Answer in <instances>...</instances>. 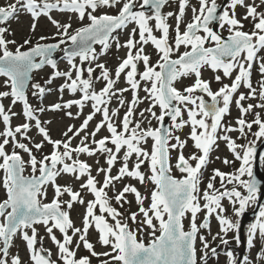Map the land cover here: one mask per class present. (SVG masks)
Here are the masks:
<instances>
[{"label": "snow or ice", "instance_id": "1", "mask_svg": "<svg viewBox=\"0 0 264 264\" xmlns=\"http://www.w3.org/2000/svg\"><path fill=\"white\" fill-rule=\"evenodd\" d=\"M22 14L32 23L18 43L9 25ZM42 18L55 31L33 40ZM113 46L126 53L110 68L102 57ZM262 53L264 0L0 3V264H220L221 248L225 264H264ZM46 66L48 77L35 80ZM206 69L218 89L203 78ZM49 113L80 123L54 138ZM221 144L231 158L215 160L231 170L213 168L205 183ZM64 176L75 183L61 184ZM253 206L258 213L242 239L241 218ZM233 244L249 254L238 256Z\"/></svg>", "mask_w": 264, "mask_h": 264}, {"label": "rangeland", "instance_id": "2", "mask_svg": "<svg viewBox=\"0 0 264 264\" xmlns=\"http://www.w3.org/2000/svg\"><path fill=\"white\" fill-rule=\"evenodd\" d=\"M7 0H0V3H6ZM54 15H57V17L61 20H66L67 19V16L64 15V16H61L59 15L58 13H54ZM87 21H85L86 23ZM32 23V20H31V17L29 15H20L18 17V19H13L11 22H10V32L13 33L14 35H10L8 38L9 39H15L17 40L18 43H22L23 42V39L28 37L30 35V32H29V29H30V25ZM79 26L78 24L74 23L73 24V27H77ZM251 25L250 24H247V28H250ZM55 31V29L52 27V25L44 18H42L40 21H39V26L37 28V31L36 33L32 36V39L35 40L37 39L40 35H47V36H51V34ZM121 41L125 40L127 38V32H122L121 34ZM98 52L100 51V49L97 50ZM146 51H148L149 53H152V59H153V62L157 59V56L155 55V52L154 50H152V48H149V46L146 47ZM58 53H61L58 51ZM126 53V49H120L119 51L113 46L109 52L106 54V56L102 57V61L106 62L107 65L110 67V68H114L120 58L124 57ZM264 54V53H262ZM63 55L61 54V57ZM58 63H59V67L61 68V70H64L66 67H67V62L66 60H63V59H59L58 60ZM141 70L143 68V66L141 65ZM51 68L50 67H45L43 70H40L36 73H34V79L35 80H39L41 82H43L44 79H46L48 77V75L51 73ZM203 78L205 79H212L213 78V73L210 71V70H204L203 72ZM257 78V77H256ZM259 78V77H258ZM4 78L3 77H0V81H2ZM189 79H185L183 80V84L184 85H188L190 84V81ZM62 81H60L59 79L56 80L54 82V87L56 85H59ZM225 83H230V81L225 78L224 80ZM123 85V79L121 80V85ZM213 89L217 88V86H219L220 84L219 83H213ZM97 88L101 87L102 84L101 83H97ZM179 86V85H178ZM243 91V90H241ZM143 95V93H141ZM70 94H66L65 98H68ZM129 97H130V93L128 94ZM57 99L56 95L53 94V95H50V96H47V98L45 99V103H49V102H52V101H55ZM30 101L33 103V104H36L38 101L36 100L35 97H31L30 95ZM8 101L5 100V104H7ZM146 105H141V107H145ZM234 106V105H233ZM20 105L18 104L15 108L16 111H19L20 110ZM73 111H75V109H73ZM88 109H85V113H87ZM157 111H159V109H157ZM123 112V110H122ZM122 114V113H121ZM238 115V112H237V109L234 107H232V113H231V116L230 117H227V119L229 120H232L234 122V118ZM44 118H52L53 119V124L51 125V131H52V135L54 138H59L60 137V133L65 129V127L68 125V124H77L79 125L80 123V120H69L68 118L64 117L63 116V113H60V114H56V115H53L51 113L47 114V116H45ZM83 117H81L82 119ZM99 119V116L97 117V120ZM20 121H17V120H14L13 123L16 124V123H19ZM153 124H155V121H153ZM94 125V122L92 125H90V127H92ZM255 131V128L253 129ZM184 132H187V129L184 130ZM107 133L106 132H102L100 135H106ZM233 135H237V134H233ZM99 138V137H98ZM251 139V138H249ZM78 141H74V143H77ZM240 142H243V141H240ZM111 146V145H109ZM47 151V149H46ZM190 151H192L191 149V141H189V148L186 150L185 152V155H187ZM225 155H228L229 158H231L230 154L228 153L227 149L224 147L223 144H221V147L220 149L217 151V152H214L213 153V163H211L209 166H208V171L205 172V183L207 181V178L208 176L211 174L212 172V169L213 168H219L221 170H225V171H230L231 169L227 168L226 166H224L219 160H215V157L216 156H225ZM83 159H88V162L93 164V167L95 168V164H94V159L95 158H88V157H82ZM104 161H103V158H101V164H103ZM239 165V162L236 163V166L238 167ZM93 174L95 175V171L93 172ZM176 175H179V173H175ZM2 175V174H0ZM100 179H102V176L100 177ZM59 182L61 184H67V183H75L72 178L70 176H64L63 178H61L59 180ZM205 186V184H202L201 187L203 188ZM217 186H218V181H217ZM76 187H78V184H76ZM111 195V193H110ZM3 196V189L0 188V197ZM49 197H51V190L49 192ZM89 199H91V196L87 197ZM224 205L225 207L227 208V214L228 215H232V209H231V206L229 205V203L227 201H224ZM255 206L253 207H250L248 210H253ZM83 213V208L80 207L79 205H76L73 212H72V216H73V219L76 221L77 225H79L80 223V216L82 215ZM250 219V218H249ZM248 219V220H249ZM255 219H251L248 221V224L251 223V222H254ZM243 221V217L241 218V222ZM247 224V226H248ZM219 229H218V224H217V221L215 219L212 220V233L215 234V232H217ZM40 232L41 234H43V228L40 229ZM232 234H230L231 236ZM246 236H247V228H245L244 230V239H246ZM93 240L95 239V234L93 233ZM218 243V241H217ZM44 246L45 247H49V248H52V251L53 253L55 254V247L52 245V243L47 239L45 238L44 240ZM215 246V245H214ZM233 247L236 249V254L239 256V254L241 253V250H242V244L239 246V247H236L234 244H233ZM20 254L22 256H25L26 257V253L24 251V248L23 246L21 245L20 248ZM98 250H100L98 248ZM218 251H220V258H219V261H220V264H225V257H224V249L221 248V249H218ZM83 254V253H82ZM246 254H249L248 252V249L246 247ZM256 255V251L253 250L251 252V256L255 257ZM93 264H95V261L93 262ZM210 264H216V261H215V258H213L212 261H210Z\"/></svg>", "mask_w": 264, "mask_h": 264}, {"label": "water", "instance_id": "3", "mask_svg": "<svg viewBox=\"0 0 264 264\" xmlns=\"http://www.w3.org/2000/svg\"><path fill=\"white\" fill-rule=\"evenodd\" d=\"M54 58H56L57 60L59 59V53L58 52L54 54ZM261 147H264V146H261ZM261 171L264 172V169H262ZM261 199L264 200V195H262ZM257 213H258V206H255V208L252 211H249V210L246 211V213H245V215L243 217V221L241 222V225H242V227H241L242 239H244V237H243V229H244L245 223L247 222V220L249 218H254L257 215ZM245 252H246V245L243 244V249H242L241 253L239 254V256L242 255V254H245Z\"/></svg>", "mask_w": 264, "mask_h": 264}, {"label": "flooded vegetation", "instance_id": "4", "mask_svg": "<svg viewBox=\"0 0 264 264\" xmlns=\"http://www.w3.org/2000/svg\"><path fill=\"white\" fill-rule=\"evenodd\" d=\"M225 2V0H218V3H224ZM193 3H195V0H193ZM167 10V9H166ZM239 12H243V9H239L238 10ZM190 15H191V13L189 12L188 13V17H190ZM215 30H217V31H221L220 29H219V27L218 26H215ZM224 35L226 36L227 35V32H224ZM96 48H97V50L98 49H100V45H96ZM149 48H152L150 45H149ZM152 50H154L153 48H152ZM207 70V69H206ZM213 76H214V73H213ZM257 77V78H256ZM253 79H254V82H255V80H257L258 79V74H256V73H254V77H253ZM211 81H212V84L213 83H216V81L212 78V79H210ZM189 81V80H188ZM192 81H190V83H191ZM212 87H213V85H211ZM221 85H219V86H217V88H215L214 90H216V89H218L219 87H220ZM241 90H244V89H241ZM205 99H208V100H210V98L209 97H205ZM234 107V106H233ZM249 138H251V136L249 137ZM247 224H248V222H247ZM247 224H246V228H247Z\"/></svg>", "mask_w": 264, "mask_h": 264}]
</instances>
